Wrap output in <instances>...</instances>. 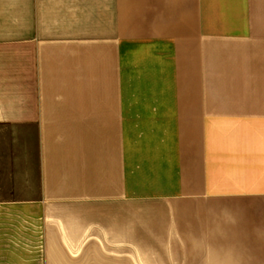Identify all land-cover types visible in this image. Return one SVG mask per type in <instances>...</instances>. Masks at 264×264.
<instances>
[{"label":"crops","instance_id":"obj_1","mask_svg":"<svg viewBox=\"0 0 264 264\" xmlns=\"http://www.w3.org/2000/svg\"><path fill=\"white\" fill-rule=\"evenodd\" d=\"M70 253L264 264V0H0V212Z\"/></svg>","mask_w":264,"mask_h":264},{"label":"rangeland","instance_id":"obj_2","mask_svg":"<svg viewBox=\"0 0 264 264\" xmlns=\"http://www.w3.org/2000/svg\"><path fill=\"white\" fill-rule=\"evenodd\" d=\"M20 213L0 212V264H133L126 255L100 252L94 245L72 254L62 239L45 240L31 216Z\"/></svg>","mask_w":264,"mask_h":264}]
</instances>
